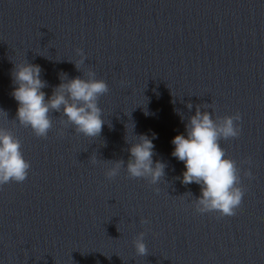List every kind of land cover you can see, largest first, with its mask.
Masks as SVG:
<instances>
[{
	"label": "clouds",
	"instance_id": "clouds-1",
	"mask_svg": "<svg viewBox=\"0 0 264 264\" xmlns=\"http://www.w3.org/2000/svg\"><path fill=\"white\" fill-rule=\"evenodd\" d=\"M79 60L71 61L76 69L81 71V65L87 59L82 49H76ZM41 66L27 62L15 64L12 70L14 84L12 97L18 104L16 119L24 128H30L37 138H47L53 127L52 113H60V122L72 126L74 132L88 138H96L101 132L105 120L99 107L100 97L109 93L108 84L103 79H97L96 73L89 70L82 76L69 79L67 74L60 76L61 83L54 87L50 97L42 90L48 87L47 81L41 78ZM211 104H204L205 108ZM188 109L193 105L188 103ZM197 105L195 114L188 118L185 124V134L176 135L171 143L175 146L171 155L184 163L182 183H195L200 186V195L193 199L196 212L200 214L215 212L219 217H232L237 214L245 195L241 180L242 164L251 165V157L238 162L227 156L221 141L239 138L242 132V116L239 112L232 115L213 116L207 110L202 111ZM7 118V113L0 109ZM148 114L147 112L145 113ZM183 119V117H182ZM63 133H61V136ZM148 135L137 136V142L128 148L129 158L108 161L111 163L105 171L107 179L116 178L122 168L126 169L129 178H143L150 185L158 184L165 176L166 164L154 161L155 145ZM126 142H128L126 137ZM93 164L96 157L90 158ZM31 169L22 151L21 140L10 128L0 127V188L9 183H23ZM243 175L254 179L251 167L243 170ZM159 192V189H155ZM191 195V193H188ZM264 219V218H262ZM141 224L148 225L147 219H141ZM145 232L141 231L133 240L136 254L148 255V247L144 242Z\"/></svg>",
	"mask_w": 264,
	"mask_h": 264
}]
</instances>
